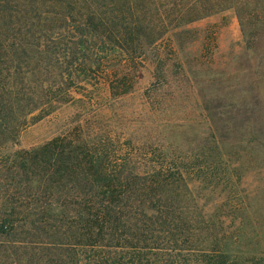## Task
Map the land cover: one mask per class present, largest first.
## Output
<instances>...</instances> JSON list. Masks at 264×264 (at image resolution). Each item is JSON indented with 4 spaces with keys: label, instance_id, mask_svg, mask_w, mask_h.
I'll return each instance as SVG.
<instances>
[{
    "label": "rangeland",
    "instance_id": "rangeland-1",
    "mask_svg": "<svg viewBox=\"0 0 264 264\" xmlns=\"http://www.w3.org/2000/svg\"><path fill=\"white\" fill-rule=\"evenodd\" d=\"M47 7L52 17L138 20L135 39L160 35L128 44L141 55L133 61L73 66L62 79L66 101L54 91L0 145V217L12 207L19 221L25 152L61 138L104 141L138 163L159 153L191 161L197 181L186 180V207L223 231L229 264H264V0H52ZM16 20L19 0H0L1 39L9 26L19 35ZM5 195L18 202L3 206Z\"/></svg>",
    "mask_w": 264,
    "mask_h": 264
},
{
    "label": "trees",
    "instance_id": "trees-1",
    "mask_svg": "<svg viewBox=\"0 0 264 264\" xmlns=\"http://www.w3.org/2000/svg\"><path fill=\"white\" fill-rule=\"evenodd\" d=\"M48 3L19 0V35L9 26L0 38V145L53 101L54 91L66 101L62 79L73 66L133 61L141 55L128 44L160 35L135 39L143 30L138 20L52 17ZM108 144L61 138L24 153L19 221L12 207L0 217V236L11 237L0 241V264H229L223 231L186 207V180L197 181L191 161L159 153L138 163ZM9 200L5 195L3 206L18 202Z\"/></svg>",
    "mask_w": 264,
    "mask_h": 264
}]
</instances>
